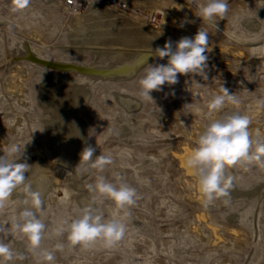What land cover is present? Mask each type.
Instances as JSON below:
<instances>
[{
  "label": "rangeland",
  "instance_id": "rangeland-1",
  "mask_svg": "<svg viewBox=\"0 0 264 264\" xmlns=\"http://www.w3.org/2000/svg\"><path fill=\"white\" fill-rule=\"evenodd\" d=\"M83 1L82 10L74 13L65 9L64 0H30L25 10L16 12L13 0H0V156L10 145H18L21 161L30 166L26 177L39 161L49 164L39 171V176L47 175L53 182L43 212L37 213L46 225L42 248L54 251L57 243L64 244L62 251H55V264H264V168L254 162L227 168L226 175L233 177L239 190L259 188L260 192L252 197H218L205 207L198 177L184 164V156L197 147V138L209 122L207 103L221 86L235 93L240 104L226 105L212 119L232 112L247 114L252 137L264 138V107L257 103L264 100V0H227L229 11L215 28L197 17L203 0H120L127 8L113 4L114 0ZM96 6L134 28L136 35L156 36L161 48L168 40L194 37L199 28L208 31V80L178 75L177 84L151 93L152 103L138 94L143 66L132 79L118 82L60 75L32 62L36 56L115 69L136 61V50H154L153 43L142 40L121 48L104 46L108 50L99 56L85 49L83 42L73 43L76 16ZM185 20L190 22L181 27ZM253 21L256 28L249 26ZM148 63L166 64L167 58L153 57ZM50 78L86 87L88 101L77 115L87 125L95 155L113 158L103 173L87 170L82 194L93 202L95 193L88 185L104 175L113 182L121 177L140 197L130 209L124 238L113 247L99 241L87 247L71 245L67 232L53 234L61 221L77 218L84 205L81 191L69 186L73 175L62 168L47 128L60 116L59 107H44L39 100L40 89ZM196 81L202 86L197 87ZM124 96L136 99L139 107L126 109L119 100ZM23 195L17 189L0 209V239L25 257L9 264L39 260L29 251L26 238L11 231L13 218L23 210ZM96 206L105 219L118 212L107 199Z\"/></svg>",
  "mask_w": 264,
  "mask_h": 264
},
{
  "label": "clouds",
  "instance_id": "clouds-1",
  "mask_svg": "<svg viewBox=\"0 0 264 264\" xmlns=\"http://www.w3.org/2000/svg\"><path fill=\"white\" fill-rule=\"evenodd\" d=\"M29 5L30 0H13L12 10H25ZM228 11L227 0H203L199 4L197 17L215 28L216 21L223 19ZM189 22L182 21L180 26L183 27L184 23ZM208 47L209 33L199 28L194 37H181L175 43L168 40L162 48H156L149 58H167V63L145 62L143 75L138 81L139 96L155 103L151 93L162 91L164 85L177 84L178 75L199 76L208 80ZM196 86L202 85L196 81ZM257 103L264 107V100H258ZM229 104L237 106L240 99L235 93L230 94L227 88L221 86L219 93L212 96L207 103L206 115L209 122L197 138V147L185 161L186 167L194 170L198 177L205 207L218 197H229L228 189L232 186L233 177L226 175L227 168L241 162H254L264 168V138L258 135L252 137L249 131L251 119L247 114L232 112L212 119L214 113H221ZM184 107H190V104ZM78 138L85 144L80 153V162L75 168L78 173L82 166L86 171L96 169L103 173L107 166L113 164L111 155H95L96 148L89 144L80 132ZM20 153V147L12 144L7 153L0 156V209L6 206L14 191L21 190L24 193V199L21 201L24 207L13 218L11 231L26 238L29 251L39 257L37 264H55V251H62L64 244L57 243L54 251L42 248L46 225L37 213L43 212V193L34 190L26 178L25 174L30 166L21 161L23 154ZM116 180L118 182L110 181L104 175H97L95 183L88 185L89 191L95 193L93 202L84 206L80 215L71 222L61 221L53 234L61 236L67 232L71 245L87 247L99 241L105 247L115 246L124 238L127 231L126 220L131 215L130 209L140 198L137 190L123 182L121 177L117 176ZM105 199L114 202L118 210L110 219H105L101 208L96 206L97 201L102 204ZM225 203H228V200H225ZM16 259L23 261L25 257L22 253L14 251L10 242L0 239V264H9Z\"/></svg>",
  "mask_w": 264,
  "mask_h": 264
},
{
  "label": "bare ground",
  "instance_id": "bare-ground-1",
  "mask_svg": "<svg viewBox=\"0 0 264 264\" xmlns=\"http://www.w3.org/2000/svg\"><path fill=\"white\" fill-rule=\"evenodd\" d=\"M151 1L155 2V0ZM117 20L112 19V17L105 14L102 7L96 6L90 13L76 16V19L73 22L74 33L72 34L71 39L73 43L83 42L86 46L85 49L99 56L105 53L104 50H108L105 49L104 46L107 47L110 45L121 48V46L126 43L139 45L142 40L153 43L154 50H136V61H131V63L121 65L115 69L102 67L97 63L86 65L83 63H67L54 60L50 62L64 65H74L77 67H85L92 70L83 68H65L62 66H59L58 69L55 68L57 66L53 65H51V68L45 66L43 67L53 73H57L60 75H70L74 77L90 79L93 81L102 80L119 82L132 79L140 69V67L143 66L146 61L149 62V60L154 57L153 56L149 58L150 55H153V51H155L156 48L160 47L161 44L158 43V39L156 38V36L142 37L136 35L132 30L134 28L125 25L123 23V20L122 23L117 22ZM249 26L256 28L257 23L253 21L249 24ZM111 49L117 50L114 49V47ZM118 51L122 50L118 49ZM119 55L124 57L127 54L119 53ZM29 60L31 61L30 58ZM33 61L36 63L38 62L34 58L32 59V62ZM88 97L89 91L86 90V87L84 85L71 84L70 82H67L65 80H53L52 78H50L48 82H45L43 84L39 94V100H41L40 102L44 107H59L60 116L51 121L47 128L49 129L51 137L54 140V146L56 148L55 153H57L60 161L62 162V168L64 167L68 169V171L73 175V178L70 180L71 185L69 184V186L72 189L81 191V194L79 193V199L84 206L92 203L86 198L85 194H82V190L85 188L83 179L85 178L84 176L86 175L87 171L82 166L80 172L78 173L75 168L80 162V153L83 147H85L84 142L80 138H78L79 132L83 137L87 139V125L84 120L77 115V112L80 106H83L87 103ZM119 100L121 104H123L129 111L137 109V104L139 107L138 101L134 98L124 96L120 97ZM77 129L79 130V132ZM190 154L191 153L188 151L186 156H184V164L186 158ZM45 165L49 164L43 161H39L34 166L33 174H30V177H26L28 178V181L31 182L34 190H40L43 193V201L46 198L45 195L50 191V188L52 187L51 185L53 184L52 180L47 175L39 176V171L45 168ZM188 170L190 171L191 169L188 168ZM228 191L229 197H224L225 199L252 197L258 194L260 192V189L256 188L253 191H241L236 187L234 183H232V186L228 189ZM22 198L24 199V195Z\"/></svg>",
  "mask_w": 264,
  "mask_h": 264
},
{
  "label": "built area",
  "instance_id": "built-area-1",
  "mask_svg": "<svg viewBox=\"0 0 264 264\" xmlns=\"http://www.w3.org/2000/svg\"><path fill=\"white\" fill-rule=\"evenodd\" d=\"M84 1L83 0H64L65 9L69 10L70 12H80L83 8ZM113 4H119L123 8H127L126 3H122L120 0H114Z\"/></svg>",
  "mask_w": 264,
  "mask_h": 264
},
{
  "label": "water",
  "instance_id": "water-1",
  "mask_svg": "<svg viewBox=\"0 0 264 264\" xmlns=\"http://www.w3.org/2000/svg\"><path fill=\"white\" fill-rule=\"evenodd\" d=\"M30 55L31 54H28L27 58L29 59L30 58ZM35 58L37 59V64L40 65V66H45V67H50L51 68V65L53 66H57L55 68H58L59 69V66H62V67H65V68H77V69H87V70H92V69H88V68H85V67H77V66H74V65H64V64H58V63H53V62H50V61H46V60H43V59H40L38 57L35 56ZM53 68V67H52ZM62 69V68H60Z\"/></svg>",
  "mask_w": 264,
  "mask_h": 264
}]
</instances>
